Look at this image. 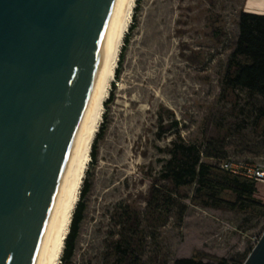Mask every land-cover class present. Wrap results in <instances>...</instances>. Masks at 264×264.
<instances>
[{
  "label": "rangeland",
  "instance_id": "1",
  "mask_svg": "<svg viewBox=\"0 0 264 264\" xmlns=\"http://www.w3.org/2000/svg\"><path fill=\"white\" fill-rule=\"evenodd\" d=\"M246 5L140 0L104 109L106 130L85 175L90 189L74 254L63 264H174L190 256L233 264L250 254L264 232L263 216L194 205L195 182L177 188L163 176L180 140L213 164L231 158L264 165V95L224 90ZM153 184L174 200L153 207Z\"/></svg>",
  "mask_w": 264,
  "mask_h": 264
},
{
  "label": "water",
  "instance_id": "2",
  "mask_svg": "<svg viewBox=\"0 0 264 264\" xmlns=\"http://www.w3.org/2000/svg\"><path fill=\"white\" fill-rule=\"evenodd\" d=\"M123 1L0 0V264L42 263Z\"/></svg>",
  "mask_w": 264,
  "mask_h": 264
},
{
  "label": "trees",
  "instance_id": "3",
  "mask_svg": "<svg viewBox=\"0 0 264 264\" xmlns=\"http://www.w3.org/2000/svg\"><path fill=\"white\" fill-rule=\"evenodd\" d=\"M136 9L140 3L137 0ZM135 27V21L131 22L129 33ZM129 33L124 38V44L120 52L119 63L116 68L115 77L120 75V62L130 40ZM114 85V83H113ZM238 88L247 89L251 92L264 95V13H257L241 9L239 16V36L237 38L231 59L229 60L225 79L224 90L226 96L236 93ZM114 98V88L110 90L109 97L105 101L107 107ZM106 113H103V121L91 148V161L97 156V144L106 130ZM258 124H264V113L258 116ZM161 129L165 125L161 123ZM170 157L163 166V176L173 183L175 187L196 183L190 202L194 205L227 209L230 211L252 210L264 217V182L253 180L245 176L232 173L223 169L220 164H213L202 159V151L195 144H187L184 141H173ZM223 160V159H222ZM89 163V164H90ZM89 168L87 169V173ZM90 184L87 176L84 177L81 187L80 198L73 212L70 229L65 239V246L60 264L68 262L75 250L80 223L84 218L86 208L85 197L89 192ZM225 192H231L233 199L224 196ZM151 204L160 207L174 200L172 193L165 189H158L152 185ZM233 264L243 262L233 260ZM230 261L222 257L218 261H204L201 257L190 256L177 258L174 264H229Z\"/></svg>",
  "mask_w": 264,
  "mask_h": 264
},
{
  "label": "bare ground",
  "instance_id": "4",
  "mask_svg": "<svg viewBox=\"0 0 264 264\" xmlns=\"http://www.w3.org/2000/svg\"><path fill=\"white\" fill-rule=\"evenodd\" d=\"M136 1H123L121 13L111 35L81 133L75 145L41 264H60L61 262L65 239L70 229L73 212L80 198L83 180L91 160L92 144L103 119L105 101L109 97L112 82L115 80L120 52L132 22ZM258 10H262V6H259Z\"/></svg>",
  "mask_w": 264,
  "mask_h": 264
},
{
  "label": "built area",
  "instance_id": "5",
  "mask_svg": "<svg viewBox=\"0 0 264 264\" xmlns=\"http://www.w3.org/2000/svg\"><path fill=\"white\" fill-rule=\"evenodd\" d=\"M219 164L223 169L231 171L232 173L264 182V165L261 163L227 158L221 160Z\"/></svg>",
  "mask_w": 264,
  "mask_h": 264
},
{
  "label": "crops",
  "instance_id": "6",
  "mask_svg": "<svg viewBox=\"0 0 264 264\" xmlns=\"http://www.w3.org/2000/svg\"><path fill=\"white\" fill-rule=\"evenodd\" d=\"M247 4L248 6L246 5L244 8L246 11L264 13V0H251L249 2L247 0ZM259 6H262V10H258Z\"/></svg>",
  "mask_w": 264,
  "mask_h": 264
}]
</instances>
